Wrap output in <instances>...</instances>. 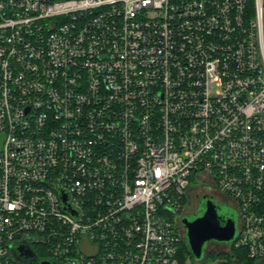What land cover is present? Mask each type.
Returning <instances> with one entry per match:
<instances>
[{"label":"built area","instance_id":"built-area-1","mask_svg":"<svg viewBox=\"0 0 264 264\" xmlns=\"http://www.w3.org/2000/svg\"><path fill=\"white\" fill-rule=\"evenodd\" d=\"M194 185L264 264V0H0V264H180Z\"/></svg>","mask_w":264,"mask_h":264},{"label":"water","instance_id":"water-1","mask_svg":"<svg viewBox=\"0 0 264 264\" xmlns=\"http://www.w3.org/2000/svg\"><path fill=\"white\" fill-rule=\"evenodd\" d=\"M219 211V206L214 199L211 196H205L198 213L192 217L184 216L181 219L185 229V242L195 263L205 259V251L209 243L228 245L237 235L235 219L225 212L220 215ZM24 254L28 258H33V254L27 251H24ZM42 264L49 263L43 262Z\"/></svg>","mask_w":264,"mask_h":264},{"label":"rangeland","instance_id":"rangeland-1","mask_svg":"<svg viewBox=\"0 0 264 264\" xmlns=\"http://www.w3.org/2000/svg\"><path fill=\"white\" fill-rule=\"evenodd\" d=\"M203 187H200V186L198 187V185H194L188 190V196L186 198V203H185L186 205H185L184 210L182 211L183 216L192 217L195 213L199 211V199L206 192L205 191L206 189ZM218 253L230 254L232 253V251L230 252L226 246L215 243V242L209 243L207 245V248L205 251L206 258L210 254H218ZM231 255H232V264H246L240 258H238V256L236 257L234 253H232ZM205 260L200 263H195L192 259H187L185 264H205L207 263L205 262ZM210 264H218V262L213 261Z\"/></svg>","mask_w":264,"mask_h":264},{"label":"trees","instance_id":"trees-1","mask_svg":"<svg viewBox=\"0 0 264 264\" xmlns=\"http://www.w3.org/2000/svg\"><path fill=\"white\" fill-rule=\"evenodd\" d=\"M232 253H234L236 257L238 256V258H240L246 264H253L252 261L247 259L244 250L234 249L232 250ZM232 253L210 254L207 258L205 257L206 258L205 262H207L205 264H210L213 261L218 262V264H232V255H231ZM179 257H180V264H185L187 259H191L190 252L187 248L185 241L180 246Z\"/></svg>","mask_w":264,"mask_h":264},{"label":"flooded vegetation","instance_id":"flooded-vegetation-1","mask_svg":"<svg viewBox=\"0 0 264 264\" xmlns=\"http://www.w3.org/2000/svg\"><path fill=\"white\" fill-rule=\"evenodd\" d=\"M199 186L200 187H203V185H198V187ZM203 188L206 189L205 190L206 192L200 197V199H199V206H200V204L203 201V198L205 196H211L214 199V201L217 203V205L219 206V209H220L219 213H220V215H223L224 212H225V213H227V215L232 216L235 219L236 225L238 227V224H239V216H238V213H237V210H236L235 205L233 203H231L228 200V198L226 196H224L223 194H220V193H211L206 187H203ZM223 217H228V216H223ZM203 261H201V262H203Z\"/></svg>","mask_w":264,"mask_h":264},{"label":"bare ground","instance_id":"bare-ground-1","mask_svg":"<svg viewBox=\"0 0 264 264\" xmlns=\"http://www.w3.org/2000/svg\"><path fill=\"white\" fill-rule=\"evenodd\" d=\"M192 259V258H191Z\"/></svg>","mask_w":264,"mask_h":264}]
</instances>
